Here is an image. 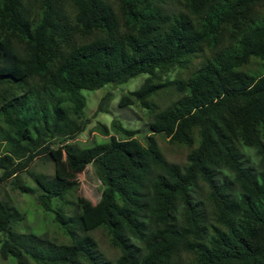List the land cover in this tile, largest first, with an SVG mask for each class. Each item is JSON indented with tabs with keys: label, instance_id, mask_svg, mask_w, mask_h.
<instances>
[{
	"label": "trees",
	"instance_id": "1",
	"mask_svg": "<svg viewBox=\"0 0 264 264\" xmlns=\"http://www.w3.org/2000/svg\"><path fill=\"white\" fill-rule=\"evenodd\" d=\"M262 60L264 0H0V185L33 194L63 231L16 230L25 214L0 197V257L264 264ZM141 73L148 76L119 106L149 110L146 142L117 120L119 137L92 147L73 141L90 122L82 89ZM160 89L176 97L165 107L152 100ZM157 133L187 149L184 162L165 156ZM37 158L56 171L29 170ZM90 163L104 185L97 203L81 197L76 173Z\"/></svg>",
	"mask_w": 264,
	"mask_h": 264
},
{
	"label": "rangeland",
	"instance_id": "2",
	"mask_svg": "<svg viewBox=\"0 0 264 264\" xmlns=\"http://www.w3.org/2000/svg\"><path fill=\"white\" fill-rule=\"evenodd\" d=\"M262 62H264V60H262ZM262 68V64H257L249 68L248 71L256 72L260 71ZM178 73L179 70L175 69L172 72L163 75V79H172L176 77ZM147 76L148 74L141 73L130 78L127 82L122 84H106L105 86L96 90L82 89V93L87 99V104L84 108V115L89 119L90 122L86 129L78 134L73 141L79 143L82 147H92L97 143L106 142L113 134L119 137V135L111 129L112 122L117 120L125 128L136 130V136L142 142H146L147 136L152 132L150 128L151 119L149 110L137 104L131 105L129 107H120L119 101L123 94L137 89ZM165 92L166 91L164 89H160V93L152 97V100L155 103L160 104L161 107H165L171 102V100L176 98L170 93L163 96ZM107 93L110 94V97L103 103L104 110L99 111V104ZM101 124L108 126L110 129L109 135H104L101 133ZM156 137L161 150L170 161H185V153L187 149L171 145V143L161 133H157ZM246 152L249 155L251 161L254 162L257 160L254 150L247 149ZM29 170H43L50 173L56 171L52 162H45L42 158H37L34 162H32L29 166ZM76 173L81 183V197L91 201L92 203H97L101 198L104 185L97 175L95 166L91 163L87 164L82 171H77ZM21 177H23L24 181L28 185H35L34 180L28 172H22ZM0 197L11 198L13 204L18 208V210L25 214V220L14 225L16 230L21 232L32 231L38 235L47 234L48 236H55L59 231H62L57 223L53 220L52 212L45 211L43 207L37 202L36 197L33 194L14 189L11 181L4 182L0 185ZM3 236V233L0 232V238H3ZM103 250L108 257L112 259L115 258V251L106 246L103 248ZM15 263L16 258L14 256H9L8 259H3L0 257V264Z\"/></svg>",
	"mask_w": 264,
	"mask_h": 264
}]
</instances>
